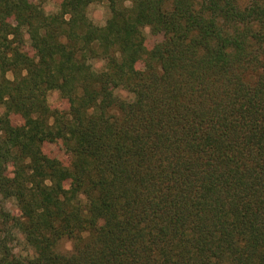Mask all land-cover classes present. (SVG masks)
Segmentation results:
<instances>
[{
    "label": "trees",
    "instance_id": "16d2710c",
    "mask_svg": "<svg viewBox=\"0 0 264 264\" xmlns=\"http://www.w3.org/2000/svg\"><path fill=\"white\" fill-rule=\"evenodd\" d=\"M44 1L0 0V264H264V0Z\"/></svg>",
    "mask_w": 264,
    "mask_h": 264
},
{
    "label": "rangeland",
    "instance_id": "374dc122",
    "mask_svg": "<svg viewBox=\"0 0 264 264\" xmlns=\"http://www.w3.org/2000/svg\"><path fill=\"white\" fill-rule=\"evenodd\" d=\"M62 0H45L43 2V8L46 12L51 13L58 9V6ZM88 16L92 20V22L96 25H104L106 19L109 16L108 5L105 1L93 2L88 6ZM145 40L149 46L155 45L158 41L161 40V36H154L150 33L148 28L144 29ZM26 50L30 55L33 54V50L27 44ZM103 62L101 60H93V66L95 69H100ZM6 76L11 78V72H6ZM116 93L122 98H129L131 94H129L125 89L119 88L116 90ZM47 102L50 108L52 109H65L67 104L65 100L61 99L57 90H51L47 93ZM13 123H17V121H21L19 116H12ZM42 150L49 156L58 158L63 164H69L70 157L64 151L62 144L60 141H48L46 140L42 144ZM8 174H12V167L8 166ZM0 211L8 212L9 216L17 217L20 214L19 208L12 198H4L0 195ZM12 240L10 242V246L16 255L19 256H27L31 255L32 249L25 242L23 235L17 230H12ZM72 248V241L69 239H63L58 244V249L62 252H68Z\"/></svg>",
    "mask_w": 264,
    "mask_h": 264
}]
</instances>
